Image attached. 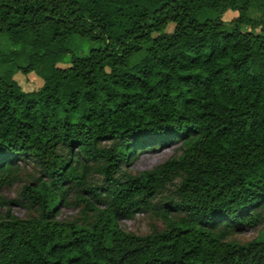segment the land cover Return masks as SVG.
<instances>
[{"label":"trees","instance_id":"obj_1","mask_svg":"<svg viewBox=\"0 0 264 264\" xmlns=\"http://www.w3.org/2000/svg\"><path fill=\"white\" fill-rule=\"evenodd\" d=\"M0 38V184L21 161L42 172L14 200L28 216H0V264H264V230L227 239L264 211V0H0ZM92 168L82 221L58 219ZM168 185L164 229L120 227Z\"/></svg>","mask_w":264,"mask_h":264},{"label":"rangeland","instance_id":"obj_2","mask_svg":"<svg viewBox=\"0 0 264 264\" xmlns=\"http://www.w3.org/2000/svg\"><path fill=\"white\" fill-rule=\"evenodd\" d=\"M258 14L255 3L253 8L249 11V15L255 17ZM233 16L234 15L231 13L225 15L224 19L230 20ZM172 29L173 25H168L167 31L171 32ZM3 40L4 38H0V41ZM87 46H94V43H87ZM61 66L65 65L62 64ZM8 67L11 69L13 68L12 65H9ZM14 78L25 92L36 90L42 85V79L35 74L23 75L21 72H18L15 74ZM178 154H180V144L178 142H170L159 147L142 150L138 154H135L127 164L122 165V172H128L131 175H138ZM86 163L91 164L89 161ZM17 169L18 172L16 175L19 177L18 179H15L11 183L3 182L0 184V201H9V205H0V216H4L7 211H10L12 215L21 218L27 217L29 214V211L23 204L14 200L18 198L22 186L24 184H30L36 179V177L42 176V172L38 165L30 160L19 162ZM86 182L87 187H83V190L77 188L68 189L65 203L60 204L56 209L58 219L82 221L81 212L84 209V201L86 199L90 200L91 196L89 188L96 187L97 191L100 192L99 188L105 184L104 175L94 168L89 169L86 173ZM173 191L174 185H168L152 199L151 208L135 209L129 215L120 218L118 220L120 227L127 232L139 235H145L152 231L164 229L165 223L162 219V212L163 209L165 210L169 208L167 202L174 198ZM171 215L178 216V213L169 210V216ZM262 230H264V211L262 212V219L257 226L234 232L230 234L227 239L236 240L238 242H248L256 237Z\"/></svg>","mask_w":264,"mask_h":264}]
</instances>
